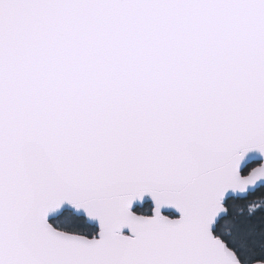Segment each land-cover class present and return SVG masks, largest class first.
<instances>
[{"label":"water","instance_id":"1","mask_svg":"<svg viewBox=\"0 0 264 264\" xmlns=\"http://www.w3.org/2000/svg\"><path fill=\"white\" fill-rule=\"evenodd\" d=\"M263 186L264 0H0V264H244Z\"/></svg>","mask_w":264,"mask_h":264},{"label":"trees","instance_id":"2","mask_svg":"<svg viewBox=\"0 0 264 264\" xmlns=\"http://www.w3.org/2000/svg\"><path fill=\"white\" fill-rule=\"evenodd\" d=\"M255 166H248L245 173ZM226 206L228 216L219 222L216 235L234 250L242 263L264 262V186L245 199H229ZM152 211L151 204L136 208V213L143 216L152 215ZM52 224L60 230L89 238L98 234V229L88 224L85 218L77 217L69 211L52 220Z\"/></svg>","mask_w":264,"mask_h":264},{"label":"rangeland","instance_id":"3","mask_svg":"<svg viewBox=\"0 0 264 264\" xmlns=\"http://www.w3.org/2000/svg\"><path fill=\"white\" fill-rule=\"evenodd\" d=\"M253 168H254V167H252V169H253ZM252 169H250V171H251ZM250 171H248L247 174H248ZM244 174H246V173H245V170H244ZM135 211H136V210H135Z\"/></svg>","mask_w":264,"mask_h":264},{"label":"flooded vegetation","instance_id":"4","mask_svg":"<svg viewBox=\"0 0 264 264\" xmlns=\"http://www.w3.org/2000/svg\"><path fill=\"white\" fill-rule=\"evenodd\" d=\"M148 204H151V203H148ZM152 206V205H151Z\"/></svg>","mask_w":264,"mask_h":264}]
</instances>
